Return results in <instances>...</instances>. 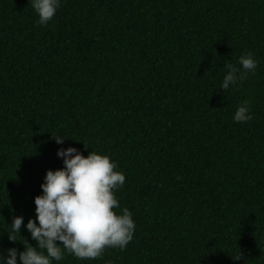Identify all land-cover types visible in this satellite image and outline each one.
I'll list each match as a JSON object with an SVG mask.
<instances>
[{"label":"trees","instance_id":"trees-1","mask_svg":"<svg viewBox=\"0 0 264 264\" xmlns=\"http://www.w3.org/2000/svg\"><path fill=\"white\" fill-rule=\"evenodd\" d=\"M38 19L0 0V252L35 246L10 224L72 146L117 163L136 229L124 250L53 264H264V0H61ZM248 52L255 72L220 89Z\"/></svg>","mask_w":264,"mask_h":264},{"label":"clouds","instance_id":"clouds-1","mask_svg":"<svg viewBox=\"0 0 264 264\" xmlns=\"http://www.w3.org/2000/svg\"><path fill=\"white\" fill-rule=\"evenodd\" d=\"M38 14L37 24L47 26L61 7V0H29ZM241 68L225 65L226 74L220 89L227 91L238 80L254 73L258 61L252 52L239 57ZM253 119L251 103L244 101L236 109L233 120L245 123ZM63 145L66 138L51 135ZM84 144V143H83ZM87 149V147H85ZM63 167L47 170L40 185L42 193L35 196V216L26 225L23 215L14 216L8 239L16 242L26 228L35 246L24 240L23 251L10 247L0 252V264H53L62 261L65 253L80 260L102 258L105 248L124 250L133 239L136 223L128 208L119 213L116 190L124 186L126 176L116 171L118 165L106 154L90 151L85 156L69 146L57 150ZM23 238V237H22ZM240 261L241 250L231 256ZM246 264V261H245Z\"/></svg>","mask_w":264,"mask_h":264}]
</instances>
